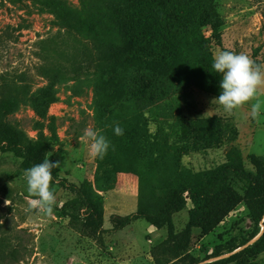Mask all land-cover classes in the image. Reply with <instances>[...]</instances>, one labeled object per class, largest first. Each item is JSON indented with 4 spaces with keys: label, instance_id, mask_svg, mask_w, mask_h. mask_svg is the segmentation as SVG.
<instances>
[{
    "label": "rangeland",
    "instance_id": "rangeland-1",
    "mask_svg": "<svg viewBox=\"0 0 264 264\" xmlns=\"http://www.w3.org/2000/svg\"><path fill=\"white\" fill-rule=\"evenodd\" d=\"M42 1L0 0V76L16 80L24 92L31 94L47 84L40 74L42 64H55L65 73L56 87L57 100L48 107L45 118L26 99L9 116L11 124L24 132L40 154L53 163L59 162L58 177L51 184L57 204L52 217L35 210L26 211L28 193L24 174L32 166L22 165L24 154L6 150L0 144V252L3 253L0 264H155V257L171 260V253L159 249L155 257L152 255V249L164 240L146 255L145 250L136 251L135 247L125 248L119 254L112 251L113 243L107 236L118 231L114 227L123 216L110 210L105 215V202L126 206V213L135 212L138 187L137 197H130L136 190L124 174H135L117 173L101 159L89 156L88 144L82 140L85 129L100 131L114 146L120 140L114 132L116 124L136 120L139 112L140 124H146L149 136L159 127L165 133H174V125L180 118L217 116L237 130L233 145L242 151L246 169L264 173V105L255 119L251 116V104L229 115L222 106L213 103L218 97L187 87L142 110L133 94L141 85L143 68L129 66L119 69L112 78L101 77L90 55L92 44L61 28ZM61 1L73 10H81V0ZM215 3L223 26L221 41L212 42L213 55L220 50L243 52L264 65V0H215ZM206 34L209 35L208 29ZM231 145L225 141L206 151H191L182 156L179 169L194 174L213 169L226 161ZM172 168L173 162L166 159L157 170L170 175ZM232 184L244 194L242 181L234 178ZM109 187L112 189L104 191ZM79 188L88 190L99 201L102 227L93 235L88 225L94 219L80 205ZM190 207L188 203L185 210L173 216L176 232L185 229ZM149 226L144 219L136 223L127 232L129 242L145 245L144 233ZM251 231L247 207L240 203L212 233L201 236L195 229L188 242L176 245L175 251L188 250L177 264L208 263L215 260L211 257L216 252L222 253L220 258L227 257V244L238 243ZM14 248L20 251V260L16 262L5 255ZM251 264H264V253L251 260Z\"/></svg>",
    "mask_w": 264,
    "mask_h": 264
},
{
    "label": "trees",
    "instance_id": "trees-1",
    "mask_svg": "<svg viewBox=\"0 0 264 264\" xmlns=\"http://www.w3.org/2000/svg\"><path fill=\"white\" fill-rule=\"evenodd\" d=\"M42 5L61 28L92 44L90 55L101 77L112 78L119 69L129 66L143 68L141 85L133 94L142 110L187 87L216 97L221 93V74L212 67V42L221 41L223 26L215 0H81L80 11L61 0H43ZM39 70L47 84L31 94L24 92L16 80L0 76V144L6 150L24 154L23 166L42 163L45 156L22 130L11 124L9 116L26 99L45 118L48 107L57 100L56 87L65 77L55 64H42ZM174 126V133H165L159 127L149 136L146 124H140V112L136 120L120 123L124 134L101 162L117 173L135 174L138 197L136 212L118 218L114 228H123L138 219L156 229L166 227L167 238L152 249V255L155 257L158 249L171 253V260L155 257V264H177L188 250L175 251L176 245L188 242L195 229L201 236L212 233L244 203L252 231L238 243L227 244L229 256L220 258L222 253L216 252L211 257L215 260L204 264H251V260L264 253V173L246 169L242 151L233 145L238 132L220 117L180 118ZM225 141L232 145L224 163L195 174L180 171L182 156L191 151H206ZM166 159L173 162L170 175L157 170ZM52 177L53 183L58 177L56 168L52 169ZM234 178L243 182V195L233 186ZM78 191L81 207L90 211L89 217L94 219L88 225L93 235L102 227L99 201L88 190ZM188 203L191 207L187 225L176 232L173 216L185 210ZM19 252L14 248L5 255L16 262L20 260Z\"/></svg>",
    "mask_w": 264,
    "mask_h": 264
},
{
    "label": "clouds",
    "instance_id": "clouds-1",
    "mask_svg": "<svg viewBox=\"0 0 264 264\" xmlns=\"http://www.w3.org/2000/svg\"><path fill=\"white\" fill-rule=\"evenodd\" d=\"M213 69L221 74V93L213 103L222 106L224 111L231 115L246 104H251L253 119L260 115L264 105V65L257 64L251 56L241 52L239 54L230 50H220L213 56ZM115 135L122 136L124 130L117 123L114 128ZM82 140L88 144L89 156L93 159H104L110 147V141L93 128H86ZM60 167L59 162L53 163L48 157L42 163L25 170L27 182L26 211H37L40 214L52 217L53 208L57 204V197L51 187L52 169ZM7 204V201H5Z\"/></svg>",
    "mask_w": 264,
    "mask_h": 264
},
{
    "label": "crops",
    "instance_id": "crops-1",
    "mask_svg": "<svg viewBox=\"0 0 264 264\" xmlns=\"http://www.w3.org/2000/svg\"><path fill=\"white\" fill-rule=\"evenodd\" d=\"M124 176L132 183V185L134 186V190H136L134 192V196H130V197H137L138 178L135 175L124 174ZM109 193H114V192L111 191ZM108 195H111V194H108ZM108 205L109 204L105 202V215L107 213H109V210H110V212L115 211L116 213H119L120 216H127L130 214H134L136 212V211L135 212L131 211L130 213H126L127 212L126 206H122L120 204H117L118 206H116V205L115 206L114 205L108 206ZM123 214H125V215H123ZM140 220H143V219H138V220L132 221L126 227H124L122 229H118V231L112 233V235L107 236L108 241L113 243L111 246L112 251L119 254V253L123 252L125 250V248L131 250V247H135L133 249H135L136 251H140L141 249L145 250L146 252L143 255H146L147 252L150 251L153 246L159 244L160 242H162L163 240L166 239V237H167V229L166 228L156 229L151 225V227L149 226L148 229L144 233L145 245H143V243H141L139 245H134L133 243H130L129 242L130 238H127L128 237L127 232L130 229H134V225L136 223H139ZM127 241L130 243V245L126 244ZM148 258L150 259L151 257H148ZM120 259L121 258L119 257L118 261ZM123 262H125V261H123ZM124 264H127V263H124Z\"/></svg>",
    "mask_w": 264,
    "mask_h": 264
},
{
    "label": "water",
    "instance_id": "water-1",
    "mask_svg": "<svg viewBox=\"0 0 264 264\" xmlns=\"http://www.w3.org/2000/svg\"><path fill=\"white\" fill-rule=\"evenodd\" d=\"M263 229H264V227H263ZM260 235H261V234H259V236H260ZM259 236H258V237H259ZM258 237H257V238H258ZM257 238H255L254 240H256Z\"/></svg>",
    "mask_w": 264,
    "mask_h": 264
}]
</instances>
